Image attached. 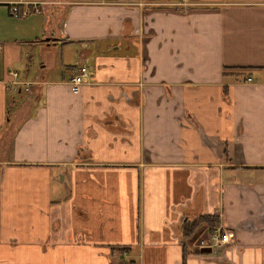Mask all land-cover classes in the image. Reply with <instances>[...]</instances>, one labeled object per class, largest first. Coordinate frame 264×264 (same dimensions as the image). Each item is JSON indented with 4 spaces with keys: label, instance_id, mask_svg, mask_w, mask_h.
I'll return each mask as SVG.
<instances>
[{
    "label": "crops",
    "instance_id": "0c3cea01",
    "mask_svg": "<svg viewBox=\"0 0 264 264\" xmlns=\"http://www.w3.org/2000/svg\"><path fill=\"white\" fill-rule=\"evenodd\" d=\"M60 1L0 0V264H264V0Z\"/></svg>",
    "mask_w": 264,
    "mask_h": 264
},
{
    "label": "built area",
    "instance_id": "2783aa9c",
    "mask_svg": "<svg viewBox=\"0 0 264 264\" xmlns=\"http://www.w3.org/2000/svg\"><path fill=\"white\" fill-rule=\"evenodd\" d=\"M43 0H6L9 5L8 11L10 15L13 16H23L31 12H40L42 10ZM172 3L179 5H188L189 0H175ZM87 67L84 64H79L76 66L75 70L71 73L68 83L70 85L71 92L76 93L80 85L88 80ZM13 76L16 75L14 71H10ZM247 80L250 77H246ZM14 85L16 82L11 80ZM28 83L24 85V89H28ZM208 232V233H207ZM200 237L196 240L192 239V247L195 250H199L200 247L208 246L211 249L214 247L221 246L225 242L230 240L231 233L220 223L216 224L211 231H205L203 235H198ZM194 240V241H193Z\"/></svg>",
    "mask_w": 264,
    "mask_h": 264
},
{
    "label": "trees",
    "instance_id": "16d2710c",
    "mask_svg": "<svg viewBox=\"0 0 264 264\" xmlns=\"http://www.w3.org/2000/svg\"><path fill=\"white\" fill-rule=\"evenodd\" d=\"M237 68L241 71H244L247 69L246 66H240V67H233ZM226 69H231V67L223 66L222 72ZM185 221L181 226V234L185 237H189L194 233V231L200 226L204 225L207 227V230L211 231L212 228L218 223V218L214 214H208V213H194L190 215H185Z\"/></svg>",
    "mask_w": 264,
    "mask_h": 264
},
{
    "label": "rangeland",
    "instance_id": "374dc122",
    "mask_svg": "<svg viewBox=\"0 0 264 264\" xmlns=\"http://www.w3.org/2000/svg\"><path fill=\"white\" fill-rule=\"evenodd\" d=\"M43 1H44V2H43V4H42V9L44 8V6H45L46 4H50V3H51V4H55V3H57V2H59V3L62 2V1H60V0L57 1V2H56V0H43ZM8 8H9V5H8ZM8 13H9V11H8ZM26 15H28V14H26ZM11 16H13V15H11ZM23 16H25V15H23ZM13 17H20V16H13ZM206 230H207V229H206ZM207 231H208V230H207ZM209 231H210V230H209ZM204 233H205V232H204ZM207 233H208V232H207ZM198 237H200V236H195L193 239L196 240V238H198ZM194 240H193V241H194ZM191 242H192V240H191ZM211 251H213V250H211ZM211 251H210V252H211ZM210 252H204V253L209 254Z\"/></svg>",
    "mask_w": 264,
    "mask_h": 264
},
{
    "label": "water",
    "instance_id": "95a60500",
    "mask_svg": "<svg viewBox=\"0 0 264 264\" xmlns=\"http://www.w3.org/2000/svg\"><path fill=\"white\" fill-rule=\"evenodd\" d=\"M198 251L199 252H209L211 251V248L208 246H203V247H200Z\"/></svg>",
    "mask_w": 264,
    "mask_h": 264
}]
</instances>
